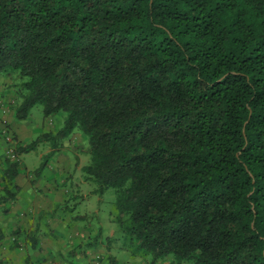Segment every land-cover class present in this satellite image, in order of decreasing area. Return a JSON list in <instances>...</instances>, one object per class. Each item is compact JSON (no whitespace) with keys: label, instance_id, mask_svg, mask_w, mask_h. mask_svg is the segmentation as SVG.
Here are the masks:
<instances>
[{"label":"trees","instance_id":"1","mask_svg":"<svg viewBox=\"0 0 264 264\" xmlns=\"http://www.w3.org/2000/svg\"><path fill=\"white\" fill-rule=\"evenodd\" d=\"M0 77L16 121L37 106L62 118L31 141L5 126L0 204L16 199L20 156L49 145L39 177L79 132L84 179L115 192L131 255L264 264V0H0Z\"/></svg>","mask_w":264,"mask_h":264},{"label":"rangeland","instance_id":"2","mask_svg":"<svg viewBox=\"0 0 264 264\" xmlns=\"http://www.w3.org/2000/svg\"><path fill=\"white\" fill-rule=\"evenodd\" d=\"M12 79L8 77H0V90H7L4 95L5 101L4 114H12L13 106L17 104V96L15 91L10 88ZM62 125V118L57 116L53 118H44L40 106L32 110L31 116L25 121L21 122V132L23 133L24 141L34 140L39 133L56 132ZM8 126L11 133L10 125ZM2 137L3 132L1 131ZM3 140L6 144V154L4 155L3 170L7 168L8 161L14 160L13 146L7 142L5 136ZM68 150L56 154L63 155V159L67 161L70 166L69 170H64L60 175L56 176L55 184L51 185V190H54L51 195V200L56 195L62 197L63 195H73L77 199H72L68 208L73 211H66L64 208L55 209V203L50 204L49 210L41 209V207L34 204L31 205L32 210H23L12 217H5L7 215L3 210L8 209L12 211L16 202L8 203L0 207V226L7 225L11 230H8L7 237L10 238L11 249H20L23 255L27 258L24 264H73V258L84 253L85 262L89 264H109L108 255L113 254L116 257L117 264H148L144 257L133 256L125 248V244L119 231L117 220V210L115 207V192L108 190L102 197L94 194L95 185L85 181L82 167L90 162L89 155L86 154L87 148L86 138L79 132H75L70 140L67 142ZM50 151L49 145H40L37 150L29 152L28 155L20 156V162L27 167L24 172L19 174L14 183L21 182L23 184L30 182L35 178L32 173L42 162V157ZM55 171V170H54ZM60 176V179H59ZM50 179V178H49ZM59 180V181H58ZM61 180V183H60ZM32 185V184H31ZM35 189V188H34ZM39 195L47 200L46 191L43 187L38 189ZM48 191L47 193H49ZM18 193V192H17ZM57 204V203H56ZM79 216L90 218L78 219ZM6 220V221H2ZM102 229V236L99 241L103 242L102 246L97 249L81 247L79 244L83 239L90 240L94 238L98 229ZM0 231L2 228L0 227ZM3 233V232H2ZM38 240V246L34 249L32 247ZM107 238H110L111 250H107ZM33 245V246H32ZM27 252V253H26ZM71 252L75 254L70 255ZM0 250V261L3 260ZM5 264H10L8 261H3ZM87 263V264H88ZM0 264H2L0 262ZM79 264V263H74ZM158 264H174L171 258L159 262ZM191 264V263H184Z\"/></svg>","mask_w":264,"mask_h":264},{"label":"crops","instance_id":"3","mask_svg":"<svg viewBox=\"0 0 264 264\" xmlns=\"http://www.w3.org/2000/svg\"><path fill=\"white\" fill-rule=\"evenodd\" d=\"M7 90L3 89L0 90V104L3 106L4 104L1 103L2 101H5L4 99V95L5 92ZM4 106L3 109H0V198L1 196L4 194V181L2 179V171H3V162H5L4 160L2 161V159H4V155L6 154V144L3 140L2 137V133L4 131V125H10L11 127V131L14 132L19 140H23V138H21L23 136V133L21 132V122H18L15 120L14 117V113L10 114H4L3 113ZM23 122V121H22ZM26 122V121H25ZM41 134V133H39ZM38 134V135H39ZM30 154V153H29ZM25 155H28L25 154ZM63 155L57 156L55 155L53 158H51L47 164V167L42 171L41 175L39 177H35L32 181L31 184L30 182L28 183H21V182H16V185L18 186V193L16 196V199L14 200V202L17 203V205L14 206V208L12 209V211L8 212L7 215H4L5 217H12L17 215L16 213H20L23 210H32L31 205L33 206L34 204H36V206L39 205V207H41V209H45V210H49V208L51 207L50 204L52 205L53 203H55V205L57 204H61L63 203L64 199L66 196L69 195H63L62 197H59V195H56L55 198L53 200H51V195L52 192H54V190H51V185L55 184V181L57 180L55 177L60 175L64 170L68 171L69 170V166L70 164L65 161L63 158ZM43 158V157H42ZM40 165V163H39ZM38 165V166H39ZM37 166V168H38ZM36 168V169H37ZM27 171L28 168L26 167ZM35 170V169H34ZM55 170V171H54ZM33 173V171H32ZM50 178V179H49ZM60 179V176H59ZM59 181V180H58ZM34 182V183H33ZM61 183V180H60ZM44 189V191H46V193H44L46 196L47 195V200H44L43 197H41V195H39V192L36 188L40 189L42 188ZM35 188V189H34ZM48 191H50L49 193H47ZM57 203V204H56ZM7 205V207H9L8 203H2L0 204L1 206H5ZM87 219L88 216L86 217ZM2 221H6V220H2ZM2 228V232L4 235V239L2 241H0V250L3 252V254L1 255V257L3 258V261H8L10 259V264H24L26 261V257L23 255V253L20 251V249L16 248V249H11V242H10V238L7 237V232L8 230H11V228L7 225L2 224V226H0ZM91 241V239L86 240L83 239L79 244H81V247H85L87 246V244ZM35 243V247L38 246V240L34 241ZM33 246V245H32ZM27 253V252H26ZM73 264L74 263H79V264H87L88 262H85V258H84V253L82 255L78 254L73 258ZM89 264V263H88Z\"/></svg>","mask_w":264,"mask_h":264},{"label":"built area","instance_id":"4","mask_svg":"<svg viewBox=\"0 0 264 264\" xmlns=\"http://www.w3.org/2000/svg\"><path fill=\"white\" fill-rule=\"evenodd\" d=\"M0 109L2 110L3 109V106L0 104ZM5 112V110H3V113ZM4 135H5V138L7 140V142H11V138H10V135L4 130Z\"/></svg>","mask_w":264,"mask_h":264}]
</instances>
